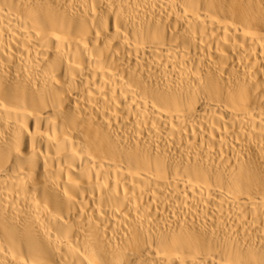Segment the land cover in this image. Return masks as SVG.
Returning <instances> with one entry per match:
<instances>
[{
	"label": "bare ground",
	"instance_id": "obj_1",
	"mask_svg": "<svg viewBox=\"0 0 264 264\" xmlns=\"http://www.w3.org/2000/svg\"><path fill=\"white\" fill-rule=\"evenodd\" d=\"M0 264H264V0H0Z\"/></svg>",
	"mask_w": 264,
	"mask_h": 264
}]
</instances>
